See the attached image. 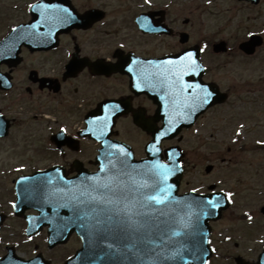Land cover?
<instances>
[{
    "label": "flooded vegetation",
    "instance_id": "1",
    "mask_svg": "<svg viewBox=\"0 0 264 264\" xmlns=\"http://www.w3.org/2000/svg\"><path fill=\"white\" fill-rule=\"evenodd\" d=\"M37 2L66 7L76 16L77 21L60 29L46 44L37 40L31 43L22 40L8 51L5 42L11 41L3 40L4 37L10 33L11 28L34 22L36 14L28 5ZM186 2L188 0H153V6L148 8L141 7L142 0H0V56L4 57L0 59V111L4 113L7 128V134L0 137V140L9 139L13 133L19 134L21 139L14 140L21 144L22 149L16 145H11L12 148L21 152L27 149L37 151L41 157L33 159L32 155H26L29 158L22 161H0L2 264L21 261L23 264H33L36 254H42L51 264H65L81 246L79 236L73 233L66 243L48 249L49 255L41 253L40 243L34 240L42 237L40 242L47 248L48 227H43L36 236L27 234V218L36 213L32 207L27 206L28 202L19 203L16 209L12 208V203L17 202V179L28 178L36 170H44V178L51 176L54 182L57 168L64 179L98 171L97 156L101 144L91 135H80V130L86 129L85 119L99 113L101 102L108 98L123 101L125 111L114 118L115 127L110 133V139L126 145L134 154V161L146 156V145L162 125L164 110L155 90L146 88L144 91H136L132 87L130 75L120 67L107 74H92L88 69L76 76L68 75L67 65L73 58L86 60V69L88 64L108 63L117 51L125 58L131 55L145 61H157L175 56L183 50L198 51L201 44L206 42L208 49L199 54L200 61L207 69L202 81L216 93L215 102L207 111L192 116L190 120L194 119V122L188 128H182L179 137L162 141L161 147L181 146L183 135L188 132L199 134L197 130L204 128L207 118L212 114L214 118L221 119V126L217 127V130L221 128V188L236 190L238 195L235 200L240 196L244 199L251 196L257 198L253 191L259 184H264V148L256 144L257 140H262L258 139L257 129L264 127V123L260 124L261 121L257 120L264 117V73L255 79H233L232 84L227 83L224 88L221 69L235 59L261 61V69H264V52L261 53L264 50V0H238L256 10L255 19L262 18L260 26L252 31L262 38L260 46L252 54L241 51L238 48L239 41L235 47H228L224 52L221 49L215 50L214 40L207 39L203 31L194 30L191 6ZM141 14L149 15L156 32H145L137 26L135 21ZM85 17L96 19L85 27L82 19ZM47 30L45 26L38 28L39 32ZM218 41H221V37ZM120 43L125 45L123 49L117 48ZM69 53H72V57ZM119 63L117 59L116 64ZM242 87L253 95L244 97L246 100L240 98ZM221 92L225 95L223 102ZM137 113L152 123L148 127L142 122L138 123ZM252 114L257 121L249 125ZM240 123L245 124L244 134L236 138L234 133ZM63 126L68 127L69 138H75L71 149L54 139L58 127ZM254 131L250 139L243 138L248 132ZM200 134H206V131ZM226 135L232 136L230 143L225 142ZM233 139L238 142L233 144ZM61 147L67 150V156L60 155ZM182 149L184 174L181 192L200 187L185 180L190 167L204 166L206 172V167L212 165L208 163L209 160L206 164L190 161L188 151ZM255 191L263 202L254 205L244 202V209L239 213L240 216H244L245 212L251 213L253 221L255 216L260 218V222H255L253 226L255 238L248 243L240 239H227L228 236H223L221 230V254L216 251L211 263L219 260L218 264H236V258L241 256L252 264H260L259 255L264 252V212L261 209L264 206V187ZM232 211L229 207L221 214V223L224 222L221 227H226L228 232L233 231V223L236 222ZM62 213H68V210H62ZM71 244L72 251H66L64 247Z\"/></svg>",
    "mask_w": 264,
    "mask_h": 264
},
{
    "label": "snow or ice",
    "instance_id": "2",
    "mask_svg": "<svg viewBox=\"0 0 264 264\" xmlns=\"http://www.w3.org/2000/svg\"><path fill=\"white\" fill-rule=\"evenodd\" d=\"M144 6L151 8L153 0H142L141 7ZM28 8L36 14L34 22L10 29L15 35L10 36V43L5 42L8 51L22 40L46 44L60 29L77 21L68 8L59 5L37 2L29 4ZM82 19L87 27L96 17ZM135 23L145 32L157 31L147 14H141ZM42 26L48 30L39 32L38 28ZM255 35L248 32L250 38ZM124 47L123 43L117 45L118 49ZM207 49L205 42L198 51L183 50L157 61H145L131 55L125 58L117 51L108 63L88 64L87 69L86 60L73 58L67 65L66 72L72 76L88 69L92 74H107L116 67L123 68L130 75L136 91L155 90L164 110V125L146 145V159L135 162L134 154L126 145L110 139L115 127L114 118L125 109L123 101L108 98L100 103L98 114L85 119L86 129L80 130V135H91L101 144L97 156L99 167L95 174L77 177L78 182L71 184L59 174L58 168L55 182L51 176L47 179L27 178L22 195L31 199L45 192L50 202L58 199L59 207L72 212V222H78L86 230L82 239L86 240L87 259L92 264L105 258L108 264H169L170 261L183 260V253L189 246L193 258L200 264H207L203 259L208 251L205 245L211 244V240L207 239V233L201 226L202 220L215 215L225 205H233L238 193L234 189L216 190L213 186L207 192L193 187L191 193L177 199L174 196L176 186L169 181L177 172L183 171L180 153L170 149L161 156V142L182 122H191L192 116L207 111L215 102L216 93L202 81L207 69L199 54ZM68 55L72 57V53ZM117 59L119 64H116ZM3 117L4 113L0 111V135L6 133ZM136 119L145 127L152 123L144 120L140 113L136 114ZM244 129L245 124L240 123L235 137H241ZM69 136L68 127L63 126L58 127L54 139L71 149L75 138ZM231 142L235 144L238 141L233 139ZM256 144L264 148V140H257ZM59 151L61 156H67L65 148L61 147ZM211 170L209 166L208 171ZM12 208L16 209L17 204L12 203ZM243 215L252 221L251 213ZM98 252L102 255H97Z\"/></svg>",
    "mask_w": 264,
    "mask_h": 264
},
{
    "label": "rangeland",
    "instance_id": "3",
    "mask_svg": "<svg viewBox=\"0 0 264 264\" xmlns=\"http://www.w3.org/2000/svg\"><path fill=\"white\" fill-rule=\"evenodd\" d=\"M186 3L191 6L190 10L192 11L195 22V31H203L207 39L214 41H217L219 37H221V39L227 40L231 47H234V45H236L241 39H244L248 32L257 29L262 22V18H254L256 10L253 7L241 4L238 0H211L210 3L209 0H188ZM263 52L264 50L261 51V53ZM255 63L260 64L258 65ZM262 63L261 61H255V59L252 61L235 59L229 64H226L225 67L221 69L222 86L226 88L227 83L229 85L232 84L231 80L233 79H255L257 76L264 73V69H261ZM242 90L243 92L240 94V98L243 100H246L244 97L253 95L252 93H247L245 87H242ZM250 117L252 120L249 119V125L257 120H259V122L261 121L260 124L264 123V117H260L257 120L253 118L254 114ZM219 125L221 126V119L214 118L213 115L210 114L204 128L199 130V134L190 132L185 133L183 135V142L180 143L181 146L188 151L187 156L190 161H195L197 164H206L209 160L208 163L213 165L210 172H205L204 166L190 167L189 172L185 177V180L189 181L190 184L200 186L199 188L206 191L210 186H213L215 189H221V128H218L217 130ZM211 130L213 132H211ZM201 131H206V134H200ZM209 132L211 134H209ZM251 134H255V131L248 132L243 138L248 140L251 138ZM257 134L259 136L258 139L264 140V127L257 129ZM230 138H232V136L226 135L225 142L230 143ZM14 139L19 141L21 136L13 133L8 140H0V161H22L25 158H29L25 157L26 155H32L33 159L41 158L37 151L27 149L26 152H21L18 151L19 149L17 148H12L11 145H16L22 149L21 144ZM262 187H264V184H259L253 191L257 195V198L251 196L248 199H244L240 196L231 206V209H233L232 213L235 214L232 217L235 218L234 221H236L233 223V231L228 232L225 230L227 229L226 227H221V225H224V222L221 223V220L214 224L213 243L217 248V253L221 254V230L223 236L226 235L232 239H240L247 243L249 240L255 238L253 226L255 225V222H260V218H256L255 216L254 221H251L252 224L250 225V222L244 220V216H240L239 213L244 209V202L253 205L263 202V200L260 199V195L255 191L262 189ZM42 239V237H39L35 238L34 241L35 243L37 241L40 243L39 248L41 249V253L49 255L45 244L40 242ZM72 248L73 244L64 247L66 251H72ZM218 261L219 260H215L213 263L218 264Z\"/></svg>",
    "mask_w": 264,
    "mask_h": 264
},
{
    "label": "water",
    "instance_id": "4",
    "mask_svg": "<svg viewBox=\"0 0 264 264\" xmlns=\"http://www.w3.org/2000/svg\"><path fill=\"white\" fill-rule=\"evenodd\" d=\"M257 44H258L257 37L254 36L248 42H245V43L241 44L240 45V48L241 49H244L248 53H252L253 50H254V47ZM216 46L217 47H220V44H217ZM224 46H225L224 45V42H221V50L224 49ZM35 176L36 177L42 176V172H39V173L35 174ZM180 176H181V173L180 172H177V174L175 176H173L170 179V181H169L170 183H172V184H174L176 186V191H177V187H178V184H179ZM176 191L174 192V196L177 199H182V198H184L186 196V195H184V196H177L176 195ZM40 197H41L40 199H36L35 198V202H39L38 207L39 208H48V209L50 208L51 210H48L46 212L45 211H42L41 212V216L43 218L40 217V216H38V218H40V220H38L39 228H40V226L42 224L48 223V221L46 219L47 217H51L53 215H56V214L51 213L52 209L54 210V209H57V208H61V207L58 206V199L52 200L50 202L49 198L45 194H43V196H40ZM224 207H222V208H224ZM57 213H58V211H57ZM220 214H221V209H219L215 215L210 216L209 218L202 220L201 226L204 229V231L207 233V239H208L209 231H210V226L208 225V221L209 220H215V219L219 218L220 217ZM50 224L52 225V228H53L52 229V232H58L57 228L59 227V222H57V221H51ZM205 247L208 249V251L204 255V257H203L204 259L207 258L209 256V254H210V250H209L208 244H206ZM80 252H81V254L83 256H88V249H87V247H85V248L83 247L82 250H80ZM80 252H78V254ZM190 252H191V248L189 246V249L183 253V256H184V259L183 260L177 259L175 261H170L169 264H188L190 262L196 263L197 260H195L193 258V256L190 254ZM101 254L102 253H100V252L97 253V255H101ZM101 261H103V260H99V261H97V263H100ZM240 264H242V263H240Z\"/></svg>",
    "mask_w": 264,
    "mask_h": 264
}]
</instances>
